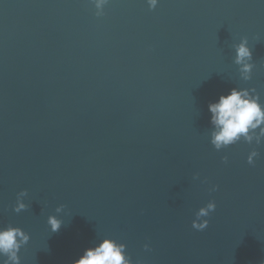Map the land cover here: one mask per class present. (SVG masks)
<instances>
[{
	"label": "water",
	"instance_id": "1",
	"mask_svg": "<svg viewBox=\"0 0 264 264\" xmlns=\"http://www.w3.org/2000/svg\"><path fill=\"white\" fill-rule=\"evenodd\" d=\"M95 12L90 0H0V227L29 234L20 264H74L104 237L134 264H264V142L216 150L207 109L234 87L264 102V0ZM242 37L249 81L234 63Z\"/></svg>",
	"mask_w": 264,
	"mask_h": 264
},
{
	"label": "clouds",
	"instance_id": "2",
	"mask_svg": "<svg viewBox=\"0 0 264 264\" xmlns=\"http://www.w3.org/2000/svg\"><path fill=\"white\" fill-rule=\"evenodd\" d=\"M94 5L96 16L104 14V8L109 0H90ZM159 0H147L148 7L155 9ZM234 63L238 66L242 80L249 81L252 78L254 68L252 49L249 47L247 37H242L238 44L234 45ZM210 113L209 123L210 142L216 150L228 148L243 140L251 145L253 142L260 145L264 142V102L255 88H232L227 94H221L214 102L207 106ZM259 153L255 148L247 156L249 164L254 163V158ZM225 162L227 157L223 158ZM215 190V187L212 189ZM28 195L27 190L17 193L14 211L19 213L28 205L24 198ZM216 209L215 201H209L206 206L199 208L192 221V227L204 230L209 220L206 218ZM64 205L55 209L61 213ZM47 224L52 232H57L62 225V220L56 215H49ZM30 236L20 227L8 225L0 227V264H20V249L28 243ZM145 250H149L147 244ZM74 264H134L131 257L126 253V245L117 240L104 237L93 246L86 248ZM135 264H141L138 260Z\"/></svg>",
	"mask_w": 264,
	"mask_h": 264
}]
</instances>
